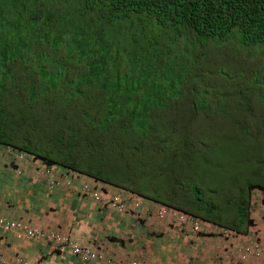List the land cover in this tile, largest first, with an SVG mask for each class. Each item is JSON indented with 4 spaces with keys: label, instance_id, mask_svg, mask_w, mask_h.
<instances>
[{
    "label": "trees",
    "instance_id": "obj_1",
    "mask_svg": "<svg viewBox=\"0 0 264 264\" xmlns=\"http://www.w3.org/2000/svg\"><path fill=\"white\" fill-rule=\"evenodd\" d=\"M6 6L13 17L0 31L2 73L10 86L14 70L36 78L26 91L35 93L29 103L38 106L31 124L49 123L40 137L46 152H105L102 133L108 145H117L126 186L132 189L138 181L132 171L147 160L154 161L159 183H180L170 172L178 157L170 155L184 152L193 139L186 129L197 108L194 98L186 96L181 110L192 105L193 112L191 121L183 123V137L173 130L163 135L169 127L162 119L175 116L178 121L180 110L169 107L175 104L167 101L172 99L165 87L184 85L200 60L220 70L227 59L240 66L233 69L229 63L233 75L246 74L247 64L240 65L233 53L224 57L226 50L218 47L227 39L264 46V0H6L0 12ZM20 11L23 20L16 19ZM68 114L69 124L61 123ZM143 139L154 151L150 157L142 153L150 152L143 150ZM136 149H141L140 158ZM259 189L264 196V188Z\"/></svg>",
    "mask_w": 264,
    "mask_h": 264
},
{
    "label": "crops",
    "instance_id": "obj_2",
    "mask_svg": "<svg viewBox=\"0 0 264 264\" xmlns=\"http://www.w3.org/2000/svg\"><path fill=\"white\" fill-rule=\"evenodd\" d=\"M2 57L0 218L19 222L28 230H37L44 237L30 238L23 229L6 231L0 227V264L2 261L10 264H93L58 246L54 241L59 238H67L79 246L99 252L105 259L116 263L264 264V256L240 260L232 242L217 234L218 226L214 223H203V232L198 234L191 224H179L174 218L175 213L186 214L192 217V222L199 221L201 224V218H207L197 213V199L182 197L178 202L170 199L171 191L177 190L183 179L190 181L192 178L185 168H191L193 152L170 155L178 157L173 170H170L171 173L177 171L174 176L180 183L175 186L160 182L161 185L160 179L154 177V161L144 162L145 166L143 163L141 169L132 171L138 174L139 182L134 186L138 189L117 187L115 183H110V177L105 175L108 172L95 164L100 162L105 169L121 167L123 158L120 152H116L117 145L111 148L113 152H38L36 146L45 145L40 142V137L44 138L49 123H24L23 91L20 87L21 94L14 95L12 92L16 91V80L22 76V71L12 72L14 86H10L9 79L2 73ZM25 103L27 111L33 114L32 104L29 101ZM37 108L34 107L35 112ZM70 118L68 114V119H63V122L69 124L67 121ZM67 144L62 146L65 148ZM88 153L92 154L91 158ZM142 153L146 157L151 156V152ZM110 155L116 158V162L109 161ZM100 173H103L102 177ZM123 174H126L125 167ZM51 179L56 180L57 184L51 185ZM123 183L126 186V182ZM84 185H89L105 200L96 201L84 195L80 190ZM236 186L232 189L233 196L226 198L232 223H223L219 218L209 219L232 227L239 235V242L263 237L264 196L259 188L264 186L248 184L242 193L235 192ZM114 195L127 204L137 203L139 206L120 212L111 203V196ZM160 209H167L170 213L160 217L157 215ZM51 236L57 238L52 239Z\"/></svg>",
    "mask_w": 264,
    "mask_h": 264
},
{
    "label": "rangeland",
    "instance_id": "obj_3",
    "mask_svg": "<svg viewBox=\"0 0 264 264\" xmlns=\"http://www.w3.org/2000/svg\"><path fill=\"white\" fill-rule=\"evenodd\" d=\"M3 1L6 0H0L1 6H3ZM4 4L6 5V3ZM9 10L10 8L6 6V10L0 12V31L5 25V19L13 17V13ZM18 13L16 19L23 20L22 11ZM210 46L216 45L210 43ZM218 47H223L222 50H226L222 53L225 55L224 57L233 53L240 65L247 64L246 74L233 75L230 68L239 70L240 66L227 59L220 70L219 67L212 70L204 60H200L194 69H190L189 79L185 81L184 85L165 87L166 96L172 99L167 101H173L175 104L169 107L172 109L177 107L180 110L176 111V116H179L178 121L175 116H168L163 118L161 123L169 127L163 135L168 136L173 130L182 138L183 123L191 121L193 112L192 105L181 110L182 101L186 99V96L194 98L193 105L197 108L196 114L186 129L193 139L184 148V152H193L194 154L191 168H185V171L189 170V176L192 178L190 181L183 179L181 185L177 186L178 189L171 191L173 194L170 199L174 202L180 201L182 197L199 199L197 213L212 219L219 218V221L231 224V209L230 205H226V198L233 196V187L237 184L235 192L242 193L248 184L264 186V46L244 45L239 39L231 38ZM253 59H258L261 62L256 63ZM30 80H36V78L24 74L17 79L16 91H12L11 88L10 90L14 95L21 94L19 91L21 87L23 93L26 92V95L22 96H26L28 101H31L35 93L26 91ZM187 83L190 84L187 85ZM161 105L167 106V104ZM22 113L24 114V123L32 121L25 102ZM242 121L247 124V127L243 125ZM60 122L64 123L61 120ZM172 124L177 125L176 129L171 126ZM98 135L102 140H106V144L102 145L105 146L104 148L108 147L105 152H113L110 149L113 145H108L105 135L102 133H98ZM143 140V150L148 149L150 152H154L153 149L148 148L149 139ZM163 140L160 138V141ZM36 150L38 152L47 151L45 146H36ZM136 151L138 154L134 153V155H138L140 158L141 149H136ZM129 152H134V149H130ZM109 161L116 162V158L110 155ZM134 162L141 163L139 159ZM95 164L102 171L108 172L105 175L110 177L111 182L115 183L117 187L131 188L123 183L129 180L123 174L124 167L112 166L105 169L103 165H100V162ZM176 172L172 171V176ZM99 175L102 177L103 173Z\"/></svg>",
    "mask_w": 264,
    "mask_h": 264
},
{
    "label": "built area",
    "instance_id": "obj_4",
    "mask_svg": "<svg viewBox=\"0 0 264 264\" xmlns=\"http://www.w3.org/2000/svg\"><path fill=\"white\" fill-rule=\"evenodd\" d=\"M55 185L57 182H54ZM81 192L84 195L93 197L94 200H105L104 197L97 191L92 190V188L89 185H84L81 187ZM111 203L114 205L118 211L125 212L128 210H132L133 208L138 207L139 205L137 203L133 204H127L122 200L121 197L118 195L111 196ZM170 213L167 209H160L157 211V215L160 217H163L164 215ZM174 218L178 221L179 224H191L193 230L195 232L202 231L200 222L193 221L192 217L188 216L186 214L181 213H175L173 214ZM0 227L6 231H13L18 229H23L25 231V235L30 238H41L43 239V235L40 234L37 230L34 232L33 230H28V228H25L21 223L19 222H13L6 220L5 218H0ZM217 234L225 239L226 241L232 242V246L234 245L235 252L238 254L239 258L241 260H246L247 258H260L264 256V236L255 240H252L250 242H243L239 243V236L232 230L228 228H221L218 229ZM50 238L56 239L57 236H51ZM58 246L64 247L69 249L73 254L79 255L85 260H88L89 262L93 264H141L136 261H125V262H113L111 260H107L103 257V255L99 252L90 250L86 247L79 246L78 244L74 243L73 241H70L67 238L57 239L54 241ZM17 263H19V260H16ZM2 264H10L9 262L2 261Z\"/></svg>",
    "mask_w": 264,
    "mask_h": 264
},
{
    "label": "clouds",
    "instance_id": "obj_5",
    "mask_svg": "<svg viewBox=\"0 0 264 264\" xmlns=\"http://www.w3.org/2000/svg\"><path fill=\"white\" fill-rule=\"evenodd\" d=\"M32 106H33V111H34V107H36L37 105H35V104H32ZM47 171H49V170H47ZM50 181V184L51 185H53V184H55L54 182H56V180H54V179H51V180H49ZM81 190V189H80ZM201 220V219H200ZM202 221V224L200 223V225H201V228H202V231H200V232H198V234L199 233H202L203 232V223H211V222H207V221H204V220H201ZM199 222V221H198ZM212 224V223H211ZM214 225H216V224H214ZM216 226H218L217 227V229H221V228H227V227H224V226H219V225H216ZM228 229H230V230H232V231H234L237 235H238V233L234 230V229H231V228H228ZM218 231V230H217ZM239 236V235H238ZM259 238H261V237H259ZM255 239H258V238H253V240H255ZM239 241V240H238ZM250 241H252V240H246V241H243V242H250ZM243 242H239V243H243ZM248 259V258H247ZM246 259V260H247ZM241 260V259H240ZM243 261V260H242ZM245 261V260H244Z\"/></svg>",
    "mask_w": 264,
    "mask_h": 264
}]
</instances>
